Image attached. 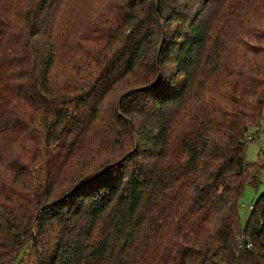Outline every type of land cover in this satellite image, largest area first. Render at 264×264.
Here are the masks:
<instances>
[{
	"label": "trees",
	"instance_id": "16d2710c",
	"mask_svg": "<svg viewBox=\"0 0 264 264\" xmlns=\"http://www.w3.org/2000/svg\"><path fill=\"white\" fill-rule=\"evenodd\" d=\"M83 1L0 0V264H264V0Z\"/></svg>",
	"mask_w": 264,
	"mask_h": 264
},
{
	"label": "rangeland",
	"instance_id": "374dc122",
	"mask_svg": "<svg viewBox=\"0 0 264 264\" xmlns=\"http://www.w3.org/2000/svg\"><path fill=\"white\" fill-rule=\"evenodd\" d=\"M94 1L95 3L91 10L92 16L100 15L101 13L106 11L105 5L107 3V0H93V2ZM83 3L87 6H90L89 0H84ZM199 5L200 4L198 2H195L193 7L190 6V8H188L189 5L185 2L178 7V11H180L182 13L181 15H183L184 17L191 19L196 15V11L200 8ZM185 6L187 11L184 10ZM85 9L87 8L81 7V11H84ZM171 10H173L172 6ZM178 23L179 22L176 21L173 22L170 26L168 25L166 27V33L175 31L177 29L176 25ZM107 27H104V31H107ZM51 75L57 80L60 76L69 77L70 75L72 79V77L74 76V72L68 63L63 61V59H60L53 66ZM128 85L130 84H125L121 81L113 86L112 90L109 91V93L105 96L104 101L101 104V109L106 119L108 118V116L111 117L116 100L129 87ZM247 133L250 137V140L245 148V159L248 162H256L261 164L262 168L260 169V173L258 175L259 183L257 184V186L254 187L246 183L241 195L238 198V216L242 227L245 226L248 220L251 210L250 205H253L258 195L264 192V106L257 125L254 127H250ZM18 260L19 261L15 264H18L20 262H22L21 264H34L33 250L30 243L25 244L21 252V256L19 255Z\"/></svg>",
	"mask_w": 264,
	"mask_h": 264
},
{
	"label": "built area",
	"instance_id": "2783aa9c",
	"mask_svg": "<svg viewBox=\"0 0 264 264\" xmlns=\"http://www.w3.org/2000/svg\"><path fill=\"white\" fill-rule=\"evenodd\" d=\"M250 208H252V205H250ZM238 239L241 241L242 235L238 237ZM247 248L250 246L249 243L245 245Z\"/></svg>",
	"mask_w": 264,
	"mask_h": 264
},
{
	"label": "water",
	"instance_id": "95a60500",
	"mask_svg": "<svg viewBox=\"0 0 264 264\" xmlns=\"http://www.w3.org/2000/svg\"><path fill=\"white\" fill-rule=\"evenodd\" d=\"M157 3V2H156ZM157 7V9H158V5L156 6Z\"/></svg>",
	"mask_w": 264,
	"mask_h": 264
}]
</instances>
